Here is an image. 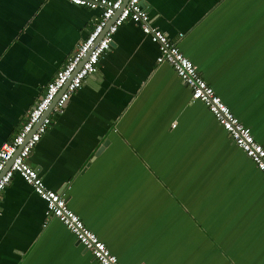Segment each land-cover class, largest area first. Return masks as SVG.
<instances>
[{
    "label": "crops",
    "instance_id": "0c3cea01",
    "mask_svg": "<svg viewBox=\"0 0 264 264\" xmlns=\"http://www.w3.org/2000/svg\"><path fill=\"white\" fill-rule=\"evenodd\" d=\"M264 147V0H146ZM99 11L0 0V146ZM130 21L27 157L122 264H264V177ZM24 180L0 194V264H97Z\"/></svg>",
    "mask_w": 264,
    "mask_h": 264
},
{
    "label": "built area",
    "instance_id": "2783aa9c",
    "mask_svg": "<svg viewBox=\"0 0 264 264\" xmlns=\"http://www.w3.org/2000/svg\"><path fill=\"white\" fill-rule=\"evenodd\" d=\"M72 5L95 9L86 37L79 43L66 63L47 83L39 100L30 108L14 137L0 146V194L18 174L45 203L47 217L57 219L88 251L97 264H122L106 245L89 230L67 206L65 198L45 187L37 172L27 162L35 145L51 123L45 113L61 112L84 80L95 74L99 61L111 47L113 35L125 22L138 25L141 32L157 46L156 62L171 66L177 77L189 89L191 99L205 105L220 127L228 134L264 177V147L254 140L246 128L203 80L196 67L180 52L167 35L154 27L143 4L146 0H68Z\"/></svg>",
    "mask_w": 264,
    "mask_h": 264
},
{
    "label": "water",
    "instance_id": "95a60500",
    "mask_svg": "<svg viewBox=\"0 0 264 264\" xmlns=\"http://www.w3.org/2000/svg\"><path fill=\"white\" fill-rule=\"evenodd\" d=\"M143 6L146 7V2L143 4ZM52 105H53V104H52ZM52 105L50 106V108L48 109V111L45 113L46 115H47V113L51 110V108L53 107Z\"/></svg>",
    "mask_w": 264,
    "mask_h": 264
},
{
    "label": "trees",
    "instance_id": "16d2710c",
    "mask_svg": "<svg viewBox=\"0 0 264 264\" xmlns=\"http://www.w3.org/2000/svg\"><path fill=\"white\" fill-rule=\"evenodd\" d=\"M245 155V154H244Z\"/></svg>",
    "mask_w": 264,
    "mask_h": 264
}]
</instances>
